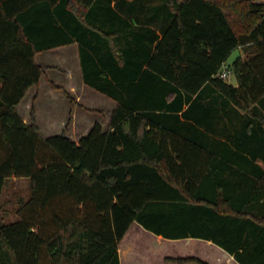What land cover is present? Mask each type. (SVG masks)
<instances>
[{"label": "trees", "instance_id": "obj_1", "mask_svg": "<svg viewBox=\"0 0 264 264\" xmlns=\"http://www.w3.org/2000/svg\"><path fill=\"white\" fill-rule=\"evenodd\" d=\"M111 1L0 0V204L7 181L30 189L17 219L0 224V264H120L134 222L264 264V0H114L155 1L161 14L160 37L148 28L150 43L131 53L139 62H124L131 74L99 46L119 32L88 19ZM72 43L84 83L116 105L105 129L95 122L78 142L64 131L42 138L35 97L29 123L16 108L44 73L36 55ZM237 47L233 85L214 74ZM218 99L230 123L244 116L243 140L214 137ZM235 144L250 155L236 159Z\"/></svg>", "mask_w": 264, "mask_h": 264}, {"label": "rangeland", "instance_id": "obj_2", "mask_svg": "<svg viewBox=\"0 0 264 264\" xmlns=\"http://www.w3.org/2000/svg\"><path fill=\"white\" fill-rule=\"evenodd\" d=\"M56 47L54 52L50 50L38 53L36 62L43 67L44 73L37 87L31 88L17 105L19 115L27 123L30 122L29 111L32 99L35 97L34 107L36 122L42 138L59 134L64 131L71 139L78 141L81 134L98 122L106 127L109 113L113 105L108 98L99 92L91 90L74 96L66 90H55L51 82L61 80L66 68L74 69L76 64L72 60V48ZM237 51L229 55L231 62ZM62 56L69 58L62 59ZM230 64V63H229ZM231 75L227 82L233 83ZM57 85V84H56ZM59 86V85H57ZM52 89L58 92H52ZM79 99V100H78ZM74 109H77L74 117ZM75 118V120H74ZM71 132L70 134H67ZM30 189L25 178L11 179L6 182L0 204V224L13 222L17 219L15 212L18 200L27 199ZM119 253L123 258V264H188L177 263L169 258L187 257L192 254L197 256H209L205 241L200 239H163L143 230L134 222L119 243ZM207 254V255H205ZM125 260V261H124Z\"/></svg>", "mask_w": 264, "mask_h": 264}, {"label": "crops", "instance_id": "obj_3", "mask_svg": "<svg viewBox=\"0 0 264 264\" xmlns=\"http://www.w3.org/2000/svg\"><path fill=\"white\" fill-rule=\"evenodd\" d=\"M157 4L154 1V3H145V4H120V6L115 5V1L112 0L111 3H106V4H97L93 10L89 13L88 19L91 23H94L98 27H102L105 30H107L110 33V30H117L119 32V37L117 35H114L110 38L109 36L105 37H100L102 40L99 41V46L103 49H106L110 51V49H115L116 53L123 58V61L121 64H119L120 69L124 73L131 74L130 72V66L124 67V62L126 60H133L139 62L140 58H137L136 55L133 57L132 56V50L135 49L136 44H148L150 43V37L151 33L149 32V29H152L155 34H157L159 37L161 35L160 33V27H161V14L156 12ZM149 28V29H148ZM143 34V37L141 38V35ZM136 37V40H135ZM141 38V39H139ZM71 47L72 49V55L70 58L74 61L76 64L74 69L66 68V72L64 73V77H62L61 80L55 81L57 85L62 87L64 90L72 93L74 96H79L80 93L86 91L88 93H91L93 91L98 92L97 90L91 88L87 84L84 83L82 79V74H81V68H80V59H79V52H78V45L77 43H72L69 45L63 46L61 50L64 48H69ZM56 51L55 48L50 49V52ZM91 53V50H89ZM237 51V54L235 56L238 57H243L244 52L242 50V47H237L235 48L232 52ZM230 53V55L232 54ZM67 56H62L61 58L67 59L69 58ZM110 58V57H109ZM232 61H229V57L226 60V63H232ZM145 64H143V67ZM141 74V72H140ZM234 81L233 85H237L236 78L232 74ZM144 86H147L146 83ZM33 88V87H31ZM30 88V89H31ZM29 89V90H30ZM52 92H58L52 89ZM100 93V92H99ZM102 94V93H101ZM106 96V95H105ZM215 97V95H212ZM109 100L108 102L113 105L112 109L116 105V101L113 100L112 98L106 96ZM79 100V99H78ZM186 106V105H185ZM184 106V107H185ZM218 110H219V115L217 117L218 119V125L219 128L221 129L219 136H214L220 140L227 141L228 138H233L235 140V143L238 140H241L242 138L246 137V131L245 130V118L244 116L242 117L241 115H236V118L234 119L233 123H230L228 121L227 116L225 115V109L227 107L225 106V103L221 100L218 99ZM111 109V110H112ZM77 109H74L73 112V117ZM110 110V111H111ZM261 110L264 113V106L261 107ZM78 111V110H77ZM75 120V118H74ZM109 120V118H108ZM23 121L27 123V121L23 118ZM108 124V123H107ZM107 127V126H106ZM106 127H102L105 129ZM90 129V128H89ZM88 132V131H87ZM86 132V133H87ZM71 132L67 133L70 134ZM39 134H40V129H39ZM85 134V133H84ZM81 134L78 137L79 138L84 135ZM210 136H212L211 133H207ZM69 137V136H68ZM46 138V137H45ZM70 138V137H69ZM73 140V139H72ZM243 140V139H242ZM75 141V140H73ZM78 142V141H75ZM234 151H235V158L238 159L240 156L246 155L249 156L250 153L246 152V150L238 149L236 147V144L234 146ZM257 163L260 164L261 166L263 165L261 161L257 160ZM238 166V165H237ZM140 226V225H139ZM141 227V226H140ZM142 228V227H141ZM143 229V228H142ZM145 230V229H143ZM147 231V230H145ZM149 232V231H148ZM152 233V232H150ZM153 234V233H152ZM155 235V234H153ZM158 236V235H155ZM161 237V236H160ZM187 239H198V238H187ZM170 240V239H169ZM204 240V239H200ZM206 247H208V255L209 256H197L196 254H192L190 256L197 257L201 260H204L208 264H239L236 262V260L224 249L219 247L218 245L214 244L210 240H204ZM207 255V254H205ZM119 259H120V264H123V258L121 256V253H119ZM125 261V260H124ZM188 264H196L194 262H189Z\"/></svg>", "mask_w": 264, "mask_h": 264}, {"label": "built area", "instance_id": "obj_4", "mask_svg": "<svg viewBox=\"0 0 264 264\" xmlns=\"http://www.w3.org/2000/svg\"><path fill=\"white\" fill-rule=\"evenodd\" d=\"M232 67L229 63H222L219 69L214 74L215 77H218L223 80H228L229 77L232 75Z\"/></svg>", "mask_w": 264, "mask_h": 264}]
</instances>
